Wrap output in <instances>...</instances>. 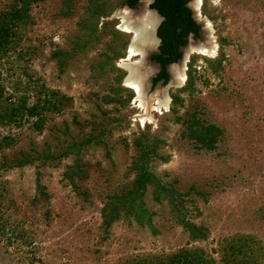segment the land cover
<instances>
[{"label": "rangeland", "instance_id": "obj_1", "mask_svg": "<svg viewBox=\"0 0 264 264\" xmlns=\"http://www.w3.org/2000/svg\"><path fill=\"white\" fill-rule=\"evenodd\" d=\"M11 1L0 0V9ZM152 2L140 0L134 8L119 5L110 17L101 18L99 27L106 21L116 23L105 33H97L86 50L69 61L65 72L53 54L70 51L75 36L82 35L88 0H74L70 17L59 14L63 0L33 4L32 22L22 28L17 51L0 62V79L16 98L30 96V105L40 87L57 90L65 97L64 110L46 112L41 132L34 127L36 119L27 117L20 125L1 126L0 138L12 135L17 142L13 151L56 156L69 144L104 128L110 132L106 145L84 148L80 155L83 175L73 182L65 173L75 162L74 153L55 160L48 157L45 162L36 159L22 168L0 166V264H116L185 246L204 258H214L217 264H264V0H202L199 16L191 0L195 18L209 33L199 40L190 37L188 44L211 47L215 43L217 55L195 53L184 59L187 66L190 56L197 55L195 92L189 95L178 92L187 80L178 83L176 67L182 63L170 65L167 84L154 85L159 66L146 54L151 68L145 81L151 107L147 114L136 92L125 84L129 72L122 60L132 36L119 24L127 8L129 13H139L138 18L154 11ZM114 48L120 52L115 65L126 72L122 85L129 90L120 92L125 104L105 101L115 96L112 89L117 88L121 72L95 69L106 56L112 57ZM20 51L25 53L23 58H19ZM221 52L225 58L215 73L204 57L216 58ZM140 59L138 55L133 62ZM157 92L160 98L170 97L167 110L153 109ZM173 93L180 95L182 105H173ZM190 113L223 129L216 149L198 148L184 138L182 120ZM143 130L164 140L154 162L156 172L167 182L177 181L183 193L196 189L188 195L189 217L207 228L206 239L190 241L189 233L173 220L169 204L156 203L151 190L146 201L157 233L133 219H121L108 232L104 230L103 198L109 188L130 181L128 172L136 155L133 141ZM1 158L0 152V162ZM37 177L44 193L37 187ZM74 185L86 191L88 198L80 197ZM197 191L204 192L206 199Z\"/></svg>", "mask_w": 264, "mask_h": 264}, {"label": "trees", "instance_id": "obj_2", "mask_svg": "<svg viewBox=\"0 0 264 264\" xmlns=\"http://www.w3.org/2000/svg\"><path fill=\"white\" fill-rule=\"evenodd\" d=\"M139 1L123 0L119 4L117 0H88L86 18L81 25L82 35L75 36L70 51H56L53 54L59 64L60 71L65 72L69 61L81 51L86 50L88 43L95 39L97 33H105L111 29L112 24L116 23L106 21L99 27L101 18L110 17L119 5L134 8ZM190 1L155 0L150 6L151 9H156L164 18L158 29V37L162 40L161 53L151 56V59L161 66V70L153 78L154 85L160 81H163L164 84L168 83L170 74L167 65L176 63L181 58L182 53L178 50V47L187 44L188 40L185 37L189 34H193L195 37L200 36L201 25L192 17L193 11L188 7ZM36 2L38 0H12L6 7L0 9V62L10 52L16 50L22 28L32 22V9L33 4ZM74 7V0H63V8H61L59 14L63 17H70ZM119 53L116 48L112 49V57L106 56V59L97 64L95 69L99 73H105L107 70L121 72L122 76L118 79L117 88L112 89L115 96L113 98L107 96L105 101H119L125 104L126 101L122 100L120 92L129 89L122 85L126 72L115 65V59L119 58ZM18 55L19 58H23L25 53L20 51ZM195 57L197 55L191 56L188 63L186 84L178 90L179 93L187 92L189 95H193L195 92L196 77L194 72L196 70L193 68ZM204 58L208 61L209 67L217 73L222 68L225 55L221 52L216 58ZM37 94V99L30 105V96L24 94L16 98L6 90L5 84L0 79V127L20 125L23 119L28 117L36 119L34 127L41 132L46 121V112H62L64 110L63 101H65V97L59 95L57 90L46 91L42 86L38 89ZM171 96L173 105L183 104V99L178 93H173ZM177 121L179 122L181 119L177 117ZM182 124L184 125L182 132L184 138L195 145L197 144L198 146H196L201 149L209 151L216 149L217 143L223 135V129L218 124L208 119H201L196 113L188 114L182 120ZM109 132L110 129L104 128L97 135L69 144L63 152L56 156L45 154L37 155V157L23 151H13L12 149L17 143L16 139L12 135H5L0 138V152L2 154L0 166L4 170L13 167L22 168L33 164L36 159L45 162L48 157L55 160V157L60 159L62 156L74 153L76 155L75 162L68 166L65 173L66 177L72 181L75 177H82L83 175L80 155L84 148L94 145H106ZM163 143L164 140L149 130L141 131L134 139L133 145L136 148V155L128 172L130 181L118 184L115 188H109L110 191L103 198L101 220L106 232L121 219H133L140 226H146L157 233L154 224V213L148 207L146 201L147 194L151 190L152 198L156 203L166 201L169 204L173 220L189 233L190 241L202 240L208 237L207 228L195 224L189 217L191 212L187 206L188 195L196 192V189L192 187L188 192L183 193L177 187V181H165L154 168V162L160 157L158 153ZM6 150H11V155H8ZM74 186L80 197L88 198L86 191L79 190L77 185ZM37 187L44 193V186L39 177H37ZM197 194L206 199L204 192L197 191ZM194 261H197L196 264H217L214 258H204L198 255L195 249L192 250L186 246L172 253H157L121 259L116 264H193Z\"/></svg>", "mask_w": 264, "mask_h": 264}, {"label": "bare ground", "instance_id": "obj_3", "mask_svg": "<svg viewBox=\"0 0 264 264\" xmlns=\"http://www.w3.org/2000/svg\"><path fill=\"white\" fill-rule=\"evenodd\" d=\"M202 4V0H195L194 8L196 15L199 16V10ZM130 9H126L122 14V21L119 24V28L127 33L132 35L131 43L128 46L127 56L122 60L123 65L128 69V76L125 79V84L127 87L132 88L137 94V101H139V106L148 110V114L151 110L149 101L145 93V81L149 75L147 72L151 69L146 62V54L154 49L158 38L156 37V28L160 21V18L155 14L154 11L149 10L144 15L138 16V13H129ZM133 19V20H132ZM207 26L211 28L210 23H207ZM187 52L185 53V60L188 59V56L191 54H201L204 56L214 57L217 52V45L213 43L210 46L205 44H194L188 46ZM142 56V59L136 60L133 62V58L136 56ZM176 75L178 78V83L182 84L186 79L185 69L186 66L176 67ZM151 71V70H150ZM156 95V106L153 108L155 110H167L170 106V97L168 94L164 95L163 98H160L161 92H157ZM147 119L149 117L147 116ZM145 118L141 119V122H145Z\"/></svg>", "mask_w": 264, "mask_h": 264}, {"label": "flooded vegetation", "instance_id": "obj_4", "mask_svg": "<svg viewBox=\"0 0 264 264\" xmlns=\"http://www.w3.org/2000/svg\"><path fill=\"white\" fill-rule=\"evenodd\" d=\"M155 0H153V2H154ZM152 2V3H153ZM151 6V5H150ZM154 10H156V9H154ZM157 11V10H156ZM158 12V11H157ZM159 13V12H158ZM139 14V13H138ZM160 14V13H159ZM192 17L197 21V23L198 24H200L201 25V23L200 22H198V20L195 18V16H194V13H193V15H192ZM164 19V18H163ZM163 22V21H162ZM162 22H160V24L158 25V27H157V32H156V37L158 38V42L156 43V46L154 47V49L155 50H152V51H150L149 52V55H150V57L153 55V54H160L161 53V42H162V40H161V38H159L158 37V29H159V27H160V25H161V23ZM207 30V29H206ZM202 31H203V28H202V25H201V29H200V36L199 37H195L193 34H189L188 36H186L185 38H187V40H188V42H187V44L186 45H180L179 47H178V50L182 53V56H181V58L176 62V63H181L182 62V60L184 61V59H185V53L187 52V48H188V43H189V39H190V37H192L194 40H199V39H201V37H202ZM207 33H209V31L207 30ZM193 42H197V41H193ZM194 44H196V43H194ZM190 58H191V56H190ZM190 58H189V61L187 62V68H186V71L188 70V63L190 62ZM150 60H152V59H150ZM154 60H152V62H153ZM154 63H156V64H158V66H159V70H158V72H157V74L159 73V71L161 70V66H160V64L158 63V62H156V61H154ZM172 64H175V63H172ZM172 64H169V65H167V70H168V72H169V74H170V65H172ZM182 65H183V63L180 65V67H182ZM156 74V75H157ZM155 75V76H156ZM169 81H170V79H169ZM168 81V82H169Z\"/></svg>", "mask_w": 264, "mask_h": 264}, {"label": "water", "instance_id": "obj_5", "mask_svg": "<svg viewBox=\"0 0 264 264\" xmlns=\"http://www.w3.org/2000/svg\"><path fill=\"white\" fill-rule=\"evenodd\" d=\"M140 2V1H139ZM190 4V3H189ZM188 4V7H190L191 9H192V7L190 6ZM194 9H192V11H193ZM154 12H155V14L160 18V21H159V23H158V25L160 24V22H162L163 21V17L156 11V10H154ZM195 12V11H194ZM196 13V12H195ZM195 16V15H194ZM158 25H157V27H158ZM156 32H157V28H156ZM202 33H203V35L204 36H206L207 38H208V33H207V30H206V28H204L203 29V31H202ZM157 35V34H156ZM192 38V37H191ZM193 39V38H192ZM201 44H203V43H201ZM154 62V61H153ZM181 63H183V60H182V62ZM186 68H187V66H186ZM186 78H187V74H186ZM179 86V85H178Z\"/></svg>", "mask_w": 264, "mask_h": 264}]
</instances>
